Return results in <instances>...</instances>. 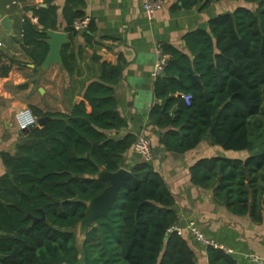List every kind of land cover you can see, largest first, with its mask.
<instances>
[{
    "label": "trees",
    "instance_id": "1",
    "mask_svg": "<svg viewBox=\"0 0 264 264\" xmlns=\"http://www.w3.org/2000/svg\"><path fill=\"white\" fill-rule=\"evenodd\" d=\"M180 1L183 8L204 9L216 0ZM241 2L233 11L212 17L209 29L189 32L185 36L189 54L162 46L172 57L155 84V95L165 104L152 110L151 123L166 130L160 142L170 152L191 150L207 135L225 150L252 152L243 162L223 161L230 169L221 173L218 160H204L192 169V175L204 188L217 193L225 190L227 204L236 213H250L255 221H261L264 0ZM84 7V0H69L65 9V31L71 39L78 33L74 22L86 17ZM30 9L38 23L24 17L14 39L40 66L49 52L46 30H58L57 7L33 3ZM89 30L93 31L92 23ZM90 42L88 34L87 44ZM81 53L82 49L71 44L62 48L67 71L74 70ZM3 56L0 51V77L11 70ZM122 69L103 63L99 80L85 87L84 101L72 105L69 113L36 109L38 117L48 115L50 119L24 135L16 154L2 153L7 173L0 175V264H197L196 253L184 235L169 231L179 222L175 198L150 162L130 166L131 175L112 211L97 220L81 244L76 238L86 202L107 186L96 178L97 173L102 168L116 172L124 167L125 154L137 140L133 135L114 139L107 134L127 126L117 110L115 94ZM196 75L201 76L203 86ZM184 94L192 95L190 104L182 98ZM177 103L180 113L173 119L170 111ZM204 169L208 176H199ZM231 178L239 182L235 190L228 186ZM41 210L44 219L32 227L34 218L42 217ZM206 252L209 264H242L222 249L207 246Z\"/></svg>",
    "mask_w": 264,
    "mask_h": 264
},
{
    "label": "crops",
    "instance_id": "2",
    "mask_svg": "<svg viewBox=\"0 0 264 264\" xmlns=\"http://www.w3.org/2000/svg\"><path fill=\"white\" fill-rule=\"evenodd\" d=\"M84 2V12L91 19L93 31L88 27L76 33L73 39L65 31V9L69 6V0L0 2V12L13 20V35L0 24V51L4 55L2 61L11 67L8 76L0 77V175L7 173L2 153L16 154L18 144L25 141L24 135L28 132L19 131L15 119L19 110L29 108L37 119L40 117L35 114L36 109L69 113L72 105L84 101L85 87L99 80L103 63L122 66V77L115 87V94L117 110L126 120L127 126L121 130L108 131V137L122 139L127 135L137 138L146 135L151 140L154 157L150 164L161 175L175 198L179 218L177 227L196 253L197 264H209V259L206 247L196 241L187 229L191 222H195L206 237L231 249V255L242 264H251L243 257L246 253L264 256V212L261 221H255L250 213H236L227 204L225 190L217 193L204 188L195 182L192 175V169L204 160H218V172L221 173V170L225 172L230 169V165L222 164L223 161L243 162L252 156V152L225 150L214 145L208 135L191 150L184 153L170 152L160 142L166 130L151 123L152 110L165 104V100L157 98L154 91L159 77L155 79L152 76L158 46H171L189 54L185 36L200 28L209 29L208 23L212 17L233 11L242 4L241 0H216L204 9L199 6L186 9L181 7L180 0H164V6L155 12L152 19L143 13L141 0ZM33 3L43 8L55 5L57 31L67 33L68 44L75 49H82L72 72L64 68V62L63 66L52 63L42 70L41 65L37 66L14 39L15 33H20L24 17L38 23V17L30 9ZM88 34L91 37L90 45L87 44ZM168 54L171 58L172 55ZM24 83L27 86L21 88ZM176 95L181 93L177 92ZM85 104L87 111L91 112L89 103ZM170 113L173 119L179 115L178 103ZM125 158L124 167L128 170L130 166L143 161L134 146L126 152ZM203 174L208 176L207 170L204 169L199 176ZM217 182L218 187L220 181ZM238 184L236 179H228V186H234V190ZM235 200L240 199L236 197Z\"/></svg>",
    "mask_w": 264,
    "mask_h": 264
},
{
    "label": "water",
    "instance_id": "3",
    "mask_svg": "<svg viewBox=\"0 0 264 264\" xmlns=\"http://www.w3.org/2000/svg\"><path fill=\"white\" fill-rule=\"evenodd\" d=\"M0 24L10 35H13V20L10 16L3 15L0 12ZM46 35L47 39L45 41L49 46V52L41 65L42 70H46L52 63H58L60 66H63L62 48L69 43L68 34L62 31L49 29L46 30ZM196 78L201 86H203L200 77L196 75ZM49 119V116L38 118L36 124L31 126L29 130L38 126H43ZM85 157L86 156H83V158ZM130 175V170L125 167L120 168L116 172H109L102 168L97 173L96 178L105 181L107 186L100 194L86 202L87 210L85 218L77 225L76 238L79 244L86 239L89 229L97 225V220L106 217L109 212L112 211L119 198L123 185ZM41 212L42 217L34 218L32 227L37 220L44 219L43 210H41ZM0 258H3V256L0 255Z\"/></svg>",
    "mask_w": 264,
    "mask_h": 264
},
{
    "label": "built area",
    "instance_id": "4",
    "mask_svg": "<svg viewBox=\"0 0 264 264\" xmlns=\"http://www.w3.org/2000/svg\"><path fill=\"white\" fill-rule=\"evenodd\" d=\"M164 6V0H141V8L143 13L150 19L154 17L156 11L160 10ZM91 23V19L86 16L84 18L77 19L73 28L77 32L85 31L88 29ZM1 47V44H0ZM169 56L164 52L162 45H159L157 48V61L154 65L152 76L153 78L160 77L168 63ZM182 98L187 104H190L192 100L191 94H184ZM15 119L19 128V131L25 132L29 131L30 127L36 124L37 118L33 115L31 109L23 108L19 110L15 114ZM134 150L140 155L143 161L150 162L154 157L153 147L151 140L146 135H140L136 142L134 143ZM187 229L192 233L195 240L200 244L207 246H212L214 248H219L225 251L228 254L232 253V250L226 248L225 246L219 244L218 242L209 239L206 237L204 232L200 229V227L195 223H189ZM179 228L177 226H173L169 231H178ZM244 259L249 261L251 264H264V256L257 255L255 253H246L243 255Z\"/></svg>",
    "mask_w": 264,
    "mask_h": 264
},
{
    "label": "rangeland",
    "instance_id": "5",
    "mask_svg": "<svg viewBox=\"0 0 264 264\" xmlns=\"http://www.w3.org/2000/svg\"><path fill=\"white\" fill-rule=\"evenodd\" d=\"M241 3H242V2H241ZM249 6H251L252 8H255V5H250V4H249Z\"/></svg>",
    "mask_w": 264,
    "mask_h": 264
}]
</instances>
